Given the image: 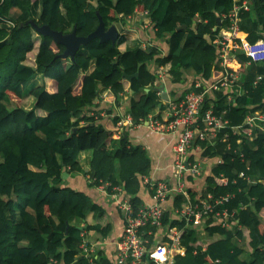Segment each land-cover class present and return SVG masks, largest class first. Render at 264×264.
Instances as JSON below:
<instances>
[{"label": "trees", "instance_id": "16d2710c", "mask_svg": "<svg viewBox=\"0 0 264 264\" xmlns=\"http://www.w3.org/2000/svg\"><path fill=\"white\" fill-rule=\"evenodd\" d=\"M250 5L239 27L254 42L264 39V0H250ZM231 8V0H0V264H49L50 259L87 264L79 256L80 233L105 238L111 232L106 211L84 192L63 186V173L87 177L89 188L106 184L108 194L120 186L124 199L141 205L140 176H147L151 166L146 151L124 138L125 131L115 138L118 119L105 126L89 116L90 110L100 96L116 100L127 95L133 124L149 116L166 123L150 66L162 67L173 84L183 83L186 75L204 83L214 80L221 71L211 41ZM136 10L147 12L155 39L168 46L165 56L153 47L126 48L135 36L123 26ZM97 13L106 30L116 26V41L93 39L72 61L61 57L62 45L30 24L63 34L74 29L85 37L98 26ZM247 62L240 55L228 66L242 73L235 87L243 93H232L231 101L223 89L206 97L204 110L213 102V112L227 124L215 144L199 145L200 162L220 158L212 176L205 177L201 196L231 195L224 208L234 211L240 229L209 224L202 231L185 230L180 238L185 253L173 264H264V134L252 129L248 138L245 125L247 115L264 106V78L255 84L264 76V62L245 68ZM123 74L137 76L129 81ZM26 97L34 99L30 109L13 106ZM241 174L260 182L248 184ZM220 175L225 185L215 183ZM192 181L187 177L188 184ZM195 192L188 190L192 199L198 197ZM95 264L110 263L98 252Z\"/></svg>", "mask_w": 264, "mask_h": 264}, {"label": "built area", "instance_id": "2783aa9c", "mask_svg": "<svg viewBox=\"0 0 264 264\" xmlns=\"http://www.w3.org/2000/svg\"><path fill=\"white\" fill-rule=\"evenodd\" d=\"M231 2V10L223 15L224 26L221 33L211 41L216 50L220 75L209 83H204L196 77L193 85L180 98L168 100L166 123L151 116L145 121L152 132L160 135L171 134L175 138L171 145L173 160L169 167L170 175L157 180L148 175L140 176L142 188L152 193L150 204L144 203L134 207L124 198L118 201L117 209L122 228L117 237H106L107 244L111 246L108 255L104 253L100 242H93L94 234L87 231L80 233L79 256L84 257L87 264L96 263L98 252H102L110 264H173L176 256L185 253V249L180 245V238L185 230L198 232L209 224L225 230L240 229V225L234 220V211L230 212L224 208L231 195L214 196L209 193L202 197L200 192V196L192 199L187 185V177L194 180L201 176V163L198 158H194L192 150L201 151L199 145L210 144L227 124L222 115L213 112V104L204 110L207 94L225 90L226 87H230L235 96L243 93L235 87L242 73L228 71V66L240 55L248 59L245 67L250 63L264 62V39L249 42L239 27L241 14L251 9L250 0ZM141 14L147 16L146 11ZM1 22L8 27L14 26L9 21ZM262 78L264 76H258L255 84ZM117 123L116 139L126 127H133L132 116L127 113ZM245 125L248 127V138L253 136L252 129L264 134V106L259 113L247 115ZM239 177L248 184L260 182L246 178L243 174ZM214 180L218 185L227 183L224 177ZM111 188L113 194L120 192L118 186ZM177 200L179 205L175 206ZM165 218L166 224L163 223ZM172 222L179 224L171 226ZM103 241L104 238L101 242ZM49 264L58 263L50 259Z\"/></svg>", "mask_w": 264, "mask_h": 264}, {"label": "crops", "instance_id": "0c3cea01", "mask_svg": "<svg viewBox=\"0 0 264 264\" xmlns=\"http://www.w3.org/2000/svg\"><path fill=\"white\" fill-rule=\"evenodd\" d=\"M123 30L129 31L135 36V38L133 37L131 40L127 42L126 48L131 49L138 46H141L142 48L153 47L156 48L161 55L165 56L167 54L168 46L165 44L163 40L155 39L153 26L150 20L147 18V16H143L141 12L136 10L134 15L127 17L125 19V25L123 26ZM150 69L156 76H158V79L156 78L153 88L160 87L163 85L168 95V99L171 101H173L175 98H180L184 94V92L193 85V82L196 78L193 75H186L185 76L186 79L183 83L173 84L170 80L169 75L163 70L162 67H159L156 64H152L150 66ZM35 82L37 83V85L42 84L41 78H37ZM199 90L202 91L201 88ZM219 91L220 90L215 92H219ZM223 91L225 93L230 94L227 96L228 101L233 100L232 94L230 93V92L233 93V91L230 87H226L225 90ZM208 96L214 98V95H210L209 93L207 94V97ZM129 101H130L129 97L127 95H124L122 99L119 98V100L118 99L113 100L112 98H105L104 96H100L94 102L95 106L90 110L89 116H92L93 119L96 121V123H103L105 126H108L110 120H113L115 122V120L118 119L116 120L118 122L125 117V115L128 113ZM161 102L162 105L165 107L163 110L166 111L167 104L163 101ZM210 104L212 105L213 102H209L208 106ZM26 109H30V108H26ZM260 111H262V109L256 110L252 114L259 113ZM163 116L165 118V115ZM117 122L115 124L116 126L118 124ZM124 131L127 132V137H128L127 139L133 146L139 145L146 151L151 164L148 176L153 177V179L155 180L168 177L170 175L169 167L173 160L171 145L175 138L171 134L160 135L152 132L146 122L138 125L133 124V127L130 128L126 127V129L123 130L122 133ZM233 132L237 133V135L240 134L238 129H233ZM214 141L215 140H213L211 144H215ZM222 142H224V140H222ZM192 154L194 155V158L199 159L200 151L193 149ZM85 157L87 161V158L89 156L85 155ZM85 157L83 159V162L85 160ZM200 163L202 168L201 176L195 178L189 184L187 183L188 190L193 189L195 187V183L197 179L203 181V187H202L203 189L205 185L204 184L205 177L212 176V169L214 168L215 165L220 163V158L215 157L211 159L208 163L205 162H200ZM220 177L223 176L220 175L218 177H214L213 179H217ZM63 180H64L63 186L70 187L76 191H82L86 195H89L93 202L97 203L100 207H102L106 211L108 216L112 217L110 220L112 230L108 234L107 238H109L110 236L117 237L122 228V221L117 209L118 201H120L121 198H124L123 197L124 194L123 191L121 190V187L118 186L120 187V192L116 194H108L105 188L106 184L97 188H89L88 187L89 181L87 180V177H83L80 175L75 177H69L68 175ZM137 196L140 199L141 204L144 203L150 204L152 202V198H151L152 193L148 189H144V188L140 189ZM115 226L118 227V234H115L113 232ZM107 238L105 237L104 238L105 241L103 242H101L102 238H97V237H93L92 240L93 242L95 241L100 242V246L103 248L104 253L108 255L111 251V246L107 244Z\"/></svg>", "mask_w": 264, "mask_h": 264}, {"label": "water", "instance_id": "95a60500", "mask_svg": "<svg viewBox=\"0 0 264 264\" xmlns=\"http://www.w3.org/2000/svg\"><path fill=\"white\" fill-rule=\"evenodd\" d=\"M97 18H98V26L93 32H91L89 35L85 37L76 35V32L74 29L72 30V32L68 34H63L62 32L51 30L46 25L39 26V25H36L34 22H30V24L33 26V28L38 34L42 36L50 37L51 39L55 41V43L62 45L65 48V51L61 55V57L68 58L72 61L74 60L75 54L79 50V48L86 45L93 39H99L100 42L111 41L112 43H114L116 41L119 35L118 29L115 26H111L110 28L106 30L104 21L101 15H99V13H97ZM220 23H221L220 19L218 18L216 26H220L221 25ZM182 28H184V26ZM239 62L241 63L240 60ZM136 76L137 74H134L131 76H127L123 74V77L129 81L132 80V78ZM152 90L159 93L161 101L166 103L169 100L165 87L163 85L160 87H154V88L152 87ZM148 91H149L148 88L145 89V92H148ZM117 99L119 100V98ZM161 106H162V102L161 104H159V108ZM124 138H127V136L124 135ZM66 176H68L67 173L62 174L63 179H65Z\"/></svg>", "mask_w": 264, "mask_h": 264}, {"label": "rangeland", "instance_id": "374dc122", "mask_svg": "<svg viewBox=\"0 0 264 264\" xmlns=\"http://www.w3.org/2000/svg\"><path fill=\"white\" fill-rule=\"evenodd\" d=\"M33 97H26V98H23L21 99L20 101H16V102H13V106H21L23 108H31L33 106V103H34V99L32 101ZM114 149H115V146H114ZM84 163V162H83ZM203 178V177H202ZM201 179V178H200ZM202 187H203V181L202 180H196V183H195V187L193 189H196V192H195V195L196 196H200V192L202 190ZM112 217L106 215L105 219H104V222H109L111 220ZM111 222V221H110ZM113 232L115 234H118V227L115 226L114 229H113ZM203 239H207V237L204 235L203 236ZM241 244V243H240ZM246 256L244 255L243 258H245Z\"/></svg>", "mask_w": 264, "mask_h": 264}]
</instances>
